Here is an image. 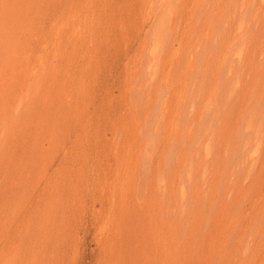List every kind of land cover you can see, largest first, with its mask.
Wrapping results in <instances>:
<instances>
[{"label": "rangeland", "instance_id": "rangeland-1", "mask_svg": "<svg viewBox=\"0 0 264 264\" xmlns=\"http://www.w3.org/2000/svg\"><path fill=\"white\" fill-rule=\"evenodd\" d=\"M0 264H264V0H0Z\"/></svg>", "mask_w": 264, "mask_h": 264}]
</instances>
